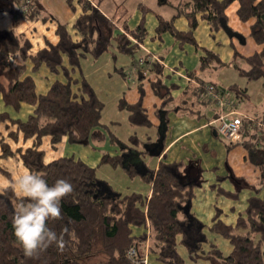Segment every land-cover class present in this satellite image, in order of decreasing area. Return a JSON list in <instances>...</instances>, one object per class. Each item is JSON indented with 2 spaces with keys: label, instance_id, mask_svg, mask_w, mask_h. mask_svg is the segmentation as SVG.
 <instances>
[{
  "label": "trees",
  "instance_id": "obj_1",
  "mask_svg": "<svg viewBox=\"0 0 264 264\" xmlns=\"http://www.w3.org/2000/svg\"><path fill=\"white\" fill-rule=\"evenodd\" d=\"M73 1L67 0L71 9H75ZM234 1L239 2L237 13L241 21L254 19L250 35L262 45L260 51L244 57L249 68H240V74L250 81L260 79L264 77V0H191L188 4L190 10L186 13L191 29L180 31L175 27L174 19L160 17L157 34L161 36L170 32L181 44H197L193 36L198 25L197 14L218 30L227 20L226 8ZM26 3L27 0H0V10L11 11L16 18L39 20V0H30L31 7L21 12V6ZM78 4L82 12L72 26L56 20L58 41L53 42L46 37L45 45L36 51L33 50L32 39L17 31L18 19L13 22L14 27H0V102L17 112L23 103L34 107L25 119L13 118L6 110L0 111V125L8 122L16 126L8 133L10 138L18 141L22 134L24 141L33 139L32 145L26 149L14 150L0 132V158L18 155L28 171L42 175L49 184L64 178L73 186L72 192L62 198L61 217L48 221L63 245L53 242L47 248L37 249L31 256L25 255L23 248L18 246L12 224L15 207L21 198L10 186L0 191V264H85L87 260L93 264H135L133 259L138 260L139 254L143 256L141 250L147 239V227L150 228L152 241L150 264L155 261L156 264H188L178 249L181 234L193 262L202 258L210 264H264V148L255 146L256 141L247 144V148L250 159L261 167V185L250 186L255 193L249 197L245 213L239 216L235 225L226 224L217 213L210 228L230 241L233 248L226 255L214 247L202 251L206 238L200 232L196 234L190 225L198 221L183 209L184 205L191 203L194 187L203 180L194 162L183 170L178 164L163 160L157 169L147 168L141 177L152 184L150 197L139 192H116L99 177L98 168L105 164L122 166L130 176H138L134 164L124 163V154L137 145L145 147L144 153L149 154L146 149L148 141L144 142L134 133L129 136V141L124 142L103 122L105 103L86 78L82 61L87 55L97 59L113 48L132 55L147 30L144 22L136 29L129 28L125 23L118 25L91 0H78ZM205 52L206 55L201 58L203 68L212 61L225 64L217 54L208 49ZM16 53L20 57L15 65L6 57ZM235 55L239 53L236 51ZM43 66L58 77L46 93H39L35 74ZM151 70L155 72L152 87L157 95L164 98L161 106L164 107L173 100L171 91L174 84L169 86L165 83L164 67L160 63H154ZM139 72L140 79H144V71L140 69ZM210 84L225 93L241 89L235 84L226 89ZM204 85L206 83L202 82L196 87L197 94L204 100H210L204 94ZM140 91L141 98L135 103H130L125 96L121 97L119 108L129 112L131 125L151 127L154 124L143 104L144 87L140 86ZM160 110L157 109V114ZM251 122L243 119L242 133L253 138L258 135L262 139L257 131L251 130ZM45 136L51 137L53 148L65 138L69 144L95 147L109 139L121 152H102L98 166H92L75 155L46 162L45 151L41 149ZM0 170L9 175L1 167ZM224 179L220 178V181ZM233 179L237 183L235 192L221 186L218 192L237 198L247 183L236 176ZM24 200L26 202V198ZM134 227H142L144 231L135 234ZM131 247L139 250L134 258L126 255Z\"/></svg>",
  "mask_w": 264,
  "mask_h": 264
},
{
  "label": "crops",
  "instance_id": "obj_2",
  "mask_svg": "<svg viewBox=\"0 0 264 264\" xmlns=\"http://www.w3.org/2000/svg\"><path fill=\"white\" fill-rule=\"evenodd\" d=\"M91 1L108 18L117 21L118 25L123 26V23H125L129 28L136 29L144 22L147 30L143 40L139 41V48L136 50V52H139L138 56L132 54L131 57L123 58L122 56L120 58V55L126 54L113 48L97 59L87 55L82 61L83 72L98 95L102 86L106 92L114 94L113 89L117 91L114 97L115 100H113L115 102L111 106L113 108L111 113L107 112L106 103L101 98L105 103L102 120L121 140L124 142L129 141V136L135 133L144 142L148 141L147 145L145 144L146 149L147 146L156 148L155 142L159 139L161 132L164 130L166 132L165 147L159 156H152L150 153V155L145 154V147L137 145L124 154V163L134 164L141 176L147 168L157 169L162 160L178 164L181 170L186 166L193 165L194 162L203 180L200 185L194 187L195 194L191 200L189 211V214L191 213L192 218L196 219L198 223L190 226L196 234L200 232L206 238L202 250L209 251L214 247L222 250L225 255L229 254L233 248L230 241L222 236L220 237L218 233H214L210 229L214 217L217 213H220V218L226 224L235 225L239 216L245 213L249 197L255 193L250 186H260L262 182L261 167L250 159L247 144L256 141L255 146L260 149L264 148V77L250 81L240 74V68H249V64L244 57L262 49V45L257 44L250 35L251 24L254 19L247 22L241 21L237 13L239 2L234 1L225 10L226 22L229 30L241 35V40L237 36L231 35L230 31L226 30L224 26L214 30L206 19L197 14L198 25L193 31L197 44L190 42L181 44V41L170 32H165L159 36L157 27L160 17H162L169 20L174 19L175 27L178 30L189 31L191 26L186 13L190 10L188 4L191 0ZM73 2L75 9H71L66 1L59 0L58 5L60 9L63 8L65 17V20H61L56 9H54V6L57 5L56 2L39 0V22H36L37 25L31 23L22 26L23 33L26 32L27 36L32 37L36 34L34 39L31 38L32 41L39 44L37 48H33L34 51L45 45L46 37L50 41H58L56 20L59 19L72 26L82 12L78 0ZM50 18L51 21H49ZM43 19L49 22H45ZM12 21L10 17L7 20L5 18L6 27L1 25L0 27H14ZM27 28H32L33 33ZM38 32L39 35L37 36ZM133 40L135 39L133 38ZM205 49L217 54L220 61L225 62V64L220 65L218 62L212 61L210 65L203 68L201 58L206 55ZM236 51L239 53L238 56L235 55ZM141 58L145 59L147 63H141ZM87 63L89 66H86ZM154 63H160L164 67L165 83L169 86L174 84L171 91L173 100L164 107H161L164 98L155 93L151 84V81L155 78V72L151 70ZM47 69L46 66H43L37 72L44 74V79L39 84L37 83V90L38 88L41 89L38 91L39 93H46L51 83L58 77ZM140 69L145 73L144 79L139 77ZM202 82L206 84L215 83L220 87L222 86L223 89L229 88L233 84L239 86L240 90H234L230 93V97L234 100V105L230 108V111L236 112L235 114H239L243 119L251 120V130L257 131L262 139H259L258 135L253 138L252 135L242 133L239 142L231 143L219 134L216 124L213 123L219 115L217 104L213 99L204 100L197 94L196 87ZM97 85L99 86L97 87ZM140 86L144 87L143 104L154 124L151 127L131 125L129 112L119 108V100L123 96L130 103H135L141 98ZM1 103L4 105L2 101ZM3 105H0V111H9L13 118L25 119L34 110V107L27 103L22 104L19 112ZM159 108L161 110L157 114L156 111ZM162 114H165V121L161 128ZM166 119H168L167 122ZM14 129H16V126L8 122L0 125L1 134L14 150L18 148L26 149L32 145L33 139L24 141L22 134H20L18 141L10 138L8 133ZM108 145L104 144L96 147L92 145H73L69 144L65 138L56 148H53L51 137L45 136L41 149L45 151L46 162L62 156L75 155L92 166H98L102 152L108 151L111 154L121 152L118 146ZM11 158L20 162L25 168L24 171L28 170L18 155L9 158L1 157L0 167L6 170L9 175L0 170V184H2L0 188L10 186L14 181L13 172L2 165L3 161ZM15 160H12L13 164H15ZM140 176L139 179H142ZM233 176L239 177L247 183V186L239 192L237 198L218 192L219 186L231 192L237 190V183L234 181ZM220 178L225 179L220 181ZM102 180L107 181L116 192L123 194L139 192L150 197L152 192V184L148 182L146 183H148L149 189L130 191L129 189H123L122 185L116 186L109 180ZM142 231H144V228L134 227L135 234H140ZM178 241L179 252L188 264H198L200 260L210 264L208 260L202 258L193 262L189 258L187 247L184 248V251L180 250V245H185L183 234L179 235Z\"/></svg>",
  "mask_w": 264,
  "mask_h": 264
},
{
  "label": "clouds",
  "instance_id": "obj_3",
  "mask_svg": "<svg viewBox=\"0 0 264 264\" xmlns=\"http://www.w3.org/2000/svg\"><path fill=\"white\" fill-rule=\"evenodd\" d=\"M19 57V53L9 54L6 59L16 65ZM10 187L21 198L15 207L12 224L18 246L23 248L25 255L31 256L37 249L47 248L53 242L62 246V239L49 227L48 221L61 217V201L72 192V184L64 178L49 184L42 175L25 170L14 177ZM135 251L130 248L126 255L131 257Z\"/></svg>",
  "mask_w": 264,
  "mask_h": 264
},
{
  "label": "rangeland",
  "instance_id": "obj_4",
  "mask_svg": "<svg viewBox=\"0 0 264 264\" xmlns=\"http://www.w3.org/2000/svg\"><path fill=\"white\" fill-rule=\"evenodd\" d=\"M64 1H66V3H68L67 0H64ZM55 2H56L57 5L54 6V9H56L59 19L65 20L63 8L60 9V6L58 5L59 0H52V3H55ZM8 17H10L13 20L12 22H15V20L18 19L19 23L15 26L18 32H23L24 29H22L23 28L22 26H24L25 24H29L30 25L31 23H33V24L37 25L36 22H39V20H30V19H26L25 17L16 18L15 14L13 12L0 10V25L2 27H6L5 23H4V19L6 18V20H7ZM51 20L52 19L50 18L49 21H51ZM44 21L45 22H49L46 19ZM13 26H14V23H13ZM27 29L30 30L33 33L32 28H27ZM33 30H34V28H33ZM38 35H39V32H38L37 36ZM35 37H36V34H34L30 38L34 39ZM33 43H34V48H37L39 46V44H37L36 41L35 42L33 41ZM134 54H135V56H138L139 52L137 51ZM122 56H123V58H127V56L131 57L130 55L126 54V55H120V58ZM86 66H89L88 63L86 64ZM43 75H44L43 73L35 74L36 81H37L38 84H39V82H41V80L44 79ZM98 86L99 85H97V87ZM40 90L38 88V91H40ZM113 91H114V94H112V92H106L103 89V86H102V89L99 91L100 98H102L105 101L106 106H107L106 110H107V112L109 111V113L112 112L113 108L111 106L115 102L113 100H115L114 97L117 94V91L115 89H113ZM0 105H3V104L0 102ZM119 119H121V118H119ZM104 144L108 145V144H111V142H110L109 139H107L101 145H104ZM50 148H51V145H50ZM12 160H15V159H12V158L11 159H7V161H3L2 162V165L5 168H7L8 170L12 171L13 174H14V177L18 176V175H21L24 172L25 168L23 167L22 164H20V162H18L16 160H15V164H13L14 162H12ZM98 174H99V177L101 179L109 180L111 183H113L116 186L122 185V187H124L123 189H125V190L129 189L130 191H133L135 189L136 191H143V189H149L148 183H146V182L144 183V181L142 179H139L140 175H138V176L137 175L130 176L129 173L125 170V168L122 167V166H113V165L105 164V165H102V166L99 167ZM140 178H141V176H140ZM139 180H141V181H139ZM0 185H2V184H0ZM188 213H186V214H188ZM148 228L149 227H147V229H146L147 231H148ZM149 230H150V228H149ZM218 235H220V234H218ZM220 237H221V235H220ZM151 244H152L151 231H149V233L147 232V239L145 240V243L142 246H144V249H146V247H148V249L150 250V253H152ZM184 248H186L185 245H183V246L180 245V250L184 251ZM144 249H143L144 252L141 250V252L143 254H145V252H146ZM202 251L204 252V250H202ZM138 253H139V250H138ZM85 264H93V263H92V261H90V260L88 261L87 260L85 262ZM153 264H156V261ZM198 264H206V262H204L203 260H200L198 262Z\"/></svg>",
  "mask_w": 264,
  "mask_h": 264
},
{
  "label": "built area",
  "instance_id": "obj_5",
  "mask_svg": "<svg viewBox=\"0 0 264 264\" xmlns=\"http://www.w3.org/2000/svg\"><path fill=\"white\" fill-rule=\"evenodd\" d=\"M30 6V0H27V3L21 6L20 11L25 12L28 10ZM31 7V6H30ZM141 63L145 62V59L141 58ZM204 94L211 99L216 101V104L218 106V112L219 115L217 119L213 122L216 124V129L224 138H226L231 143H237L242 138V124H243V117L239 114H235L236 112H231L230 108L234 105V100L230 97V93L223 92L221 90H218L213 86L212 84H206L204 85ZM148 228V233H149ZM134 248L135 254L131 257H135L138 253L137 247H131ZM146 252L141 256L139 254V259H133L135 264H150V259L152 253H150V250L148 247L144 249Z\"/></svg>",
  "mask_w": 264,
  "mask_h": 264
},
{
  "label": "water",
  "instance_id": "obj_6",
  "mask_svg": "<svg viewBox=\"0 0 264 264\" xmlns=\"http://www.w3.org/2000/svg\"><path fill=\"white\" fill-rule=\"evenodd\" d=\"M223 26H224V28L226 30H229V28L227 26V22H225ZM229 31H230L231 35H235L241 40L242 37H241L240 34H238L237 32H233L231 30H229ZM161 120L162 121H161L160 127L162 128V125L164 124V121H165V114L161 115ZM165 134H166L165 130L161 132L159 139L157 140V142H155V147L156 148H150V147L147 146V149H148L149 153L152 156H159L162 153V151L164 150V147H165ZM183 209H184L185 213H188L189 210H190V202L188 204L184 205Z\"/></svg>",
  "mask_w": 264,
  "mask_h": 264
}]
</instances>
